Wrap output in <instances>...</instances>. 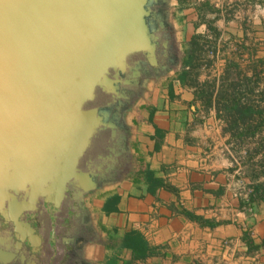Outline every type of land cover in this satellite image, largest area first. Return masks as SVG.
Listing matches in <instances>:
<instances>
[{"label":"crops","instance_id":"obj_1","mask_svg":"<svg viewBox=\"0 0 264 264\" xmlns=\"http://www.w3.org/2000/svg\"><path fill=\"white\" fill-rule=\"evenodd\" d=\"M166 22L175 63L124 101V151L83 197L79 260L264 264V0H168ZM50 229L41 216L40 256Z\"/></svg>","mask_w":264,"mask_h":264},{"label":"water","instance_id":"obj_2","mask_svg":"<svg viewBox=\"0 0 264 264\" xmlns=\"http://www.w3.org/2000/svg\"><path fill=\"white\" fill-rule=\"evenodd\" d=\"M167 2L0 0V190L15 195L0 203L7 252L11 241L38 252V206L55 211L68 192L81 200L115 170L122 99L175 63ZM102 133L108 152L92 157Z\"/></svg>","mask_w":264,"mask_h":264},{"label":"flooded vegetation","instance_id":"obj_3","mask_svg":"<svg viewBox=\"0 0 264 264\" xmlns=\"http://www.w3.org/2000/svg\"><path fill=\"white\" fill-rule=\"evenodd\" d=\"M157 71L161 70L158 69ZM153 72H155V70L151 69L148 75L153 74ZM148 75L142 76L139 81ZM136 91L137 88L131 92L129 97ZM127 99L122 100L125 101ZM97 140L98 137L94 141V146ZM89 151L87 153H89ZM41 216L44 217L45 224L48 228L54 227V230L57 229V231L53 233L54 237L51 238L50 233L52 234V232L51 229L49 230L48 238L45 239L47 245L45 255L40 256L41 251L38 250V252H34L37 254L36 257H33L32 255L34 253L23 245L17 247L13 241L12 243L10 242V249H8V252L11 250L14 256H8L6 245L8 243V236L11 234V228L10 225L4 224V219L0 215V264H49L50 261L48 258L55 252V244H60L64 247L61 256H59V264H85L79 260V253L84 239L91 236L92 232L85 213L83 197L81 200H79V198L75 199L72 198L68 192L67 195L62 198L59 208L55 211L51 210L48 212L44 207L38 206L33 217L34 223L31 222V225L36 228L38 233H40ZM63 239H65V241H63ZM54 258L56 259V257H53V259Z\"/></svg>","mask_w":264,"mask_h":264},{"label":"rangeland","instance_id":"obj_4","mask_svg":"<svg viewBox=\"0 0 264 264\" xmlns=\"http://www.w3.org/2000/svg\"><path fill=\"white\" fill-rule=\"evenodd\" d=\"M108 137H109L108 133H102L98 137L96 146L90 152V155H92V157H95L97 154H99L102 151H104L103 149L106 146V141H107ZM14 197H15V195L13 196V194H10L9 192H6L5 190H0V203H1V200L3 198H8V199H10L13 202V198Z\"/></svg>","mask_w":264,"mask_h":264},{"label":"trees","instance_id":"obj_5","mask_svg":"<svg viewBox=\"0 0 264 264\" xmlns=\"http://www.w3.org/2000/svg\"><path fill=\"white\" fill-rule=\"evenodd\" d=\"M146 176L148 178V183H149V189L148 190L150 192H153L154 186L159 184V182L157 181V179L153 178L152 174L149 171L147 172ZM195 219H197V220H199L201 222V219H199L198 217L195 218ZM124 239H125L126 242L128 241V245H131L132 248H133V239L131 237H129V236L128 237L125 236Z\"/></svg>","mask_w":264,"mask_h":264}]
</instances>
